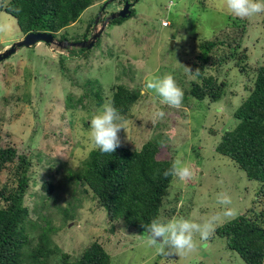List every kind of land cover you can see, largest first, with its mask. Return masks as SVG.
<instances>
[{
	"label": "rangeland",
	"instance_id": "1",
	"mask_svg": "<svg viewBox=\"0 0 264 264\" xmlns=\"http://www.w3.org/2000/svg\"><path fill=\"white\" fill-rule=\"evenodd\" d=\"M9 1L0 0V21L9 25L0 32V51L25 37L14 17L1 10V3ZM106 1L94 4L77 23L59 33L57 40L62 46L41 43L23 47L0 63V145L12 143L29 155L32 181L26 205L34 219L50 216L59 229L54 241L64 251L77 257L87 245L99 240L113 264H161L158 246H149L146 235L139 236L122 222L109 224L106 213L95 206L90 195L67 192L65 171L81 168L94 149L90 120L102 107L86 82L98 80L102 84L104 103L109 102L113 85L141 90L140 101L125 120V130L118 133L121 142L139 150L150 140H162L160 157L179 159L193 173L185 181L175 178L166 210L172 212L171 218L183 217L198 224L233 210L234 215L223 218L216 231L252 207L258 211L263 207L254 203L260 183L249 180L233 161L215 151L222 133L237 125L234 112L246 97L248 80L234 64L212 72L219 80L227 79L229 86L221 102L208 105V101L200 103L185 96L195 80L185 67L192 62L199 40L220 36L224 31L233 34L234 28L242 25L247 31L241 45L248 50L250 67L255 70L263 66L264 13L239 18L227 10L224 0H139L132 18L121 25L107 26L99 43L80 53L70 44L81 42V35ZM118 7V2L111 3L107 13H116ZM163 21L170 25L164 27ZM169 73L184 93L180 108L161 103L160 95L147 87L150 81ZM68 97L75 102L82 97V103L69 106ZM159 111L165 113L163 118L156 115ZM11 178L6 171L0 173V186ZM46 181L54 183L51 195L43 189ZM221 192L231 197L230 205L218 203ZM258 200L264 202V197ZM71 206L74 220L67 225L64 210ZM162 217L168 219L166 213ZM215 231L207 240L194 233L195 250L173 255L165 264H244Z\"/></svg>",
	"mask_w": 264,
	"mask_h": 264
},
{
	"label": "trees",
	"instance_id": "2",
	"mask_svg": "<svg viewBox=\"0 0 264 264\" xmlns=\"http://www.w3.org/2000/svg\"><path fill=\"white\" fill-rule=\"evenodd\" d=\"M99 1L10 0L1 3V10L14 17L24 36L46 32L58 38L61 31L77 23L82 14ZM132 17L133 10L129 18ZM127 19L119 18L109 25H121ZM92 24L93 20L80 41L89 39ZM246 31V25H242L234 28L233 34L224 31L220 36L199 40L188 68L193 74L197 69L201 72L190 82L185 96L200 103L208 101V105L221 102L227 94L228 80H219L212 72H220L230 64L248 80L246 97L234 112L237 125L222 133L215 151L233 161L249 180L260 183L254 203H261L263 207L260 211L252 207L248 213L216 229L215 234L226 241L227 249L237 253L244 264H264V202L258 200L264 197V65L255 70L250 67L248 50L241 45ZM60 60L63 66V59ZM85 86L101 107L106 101L102 84L90 80ZM109 90V101L127 120L142 97L141 90L124 85H113ZM67 101L69 106H74V103H82V97L76 102L68 97ZM162 148V140H150L139 150L121 142L114 153H103L95 146L81 168L65 171L67 192L73 196L79 192L90 195L95 206L106 213L109 224L125 223L136 234L144 236L153 218L162 217L164 213L171 218L172 212L167 211L166 206L176 177L164 175L173 160L160 157ZM31 167L28 154L20 152L12 143L0 145V173L6 171L12 177L9 183L0 186V264H113L111 255L99 240L87 245L76 257L54 241L53 236L59 229L52 224L49 215L33 218L26 205L32 181ZM53 184L51 181L43 183V189L50 195ZM42 203L47 209V204ZM71 208L74 207L64 210L67 225L74 220Z\"/></svg>",
	"mask_w": 264,
	"mask_h": 264
},
{
	"label": "clouds",
	"instance_id": "3",
	"mask_svg": "<svg viewBox=\"0 0 264 264\" xmlns=\"http://www.w3.org/2000/svg\"><path fill=\"white\" fill-rule=\"evenodd\" d=\"M224 3L227 10L239 18H247L264 13V0H224ZM8 27L9 25L6 22L0 21V32L6 31ZM7 48L9 49L10 45L4 47L0 53ZM185 71L191 74L192 79L199 76L201 72L197 69L193 74L188 67H185ZM147 87L155 90L160 95L162 98L161 103L174 108L181 107L184 93L177 85L172 74H165L150 81ZM156 115L159 118H163L165 113L159 111ZM125 124L124 117L120 115L113 103L111 101L106 102L90 120V139L101 152L114 153L121 146V139L118 133L122 129L125 130ZM164 175L166 177L172 175L178 177L181 181H185L190 179L193 173L189 166L182 164L181 160L176 159L173 161L172 167ZM217 200L222 205L231 204V197L226 192L219 193ZM233 215L234 211L229 209L223 212L222 215H212L199 224L183 217H172L165 220L158 215L145 228L146 243L149 246H158V250L163 257L161 264H165V261L169 260L168 258L173 255H186L195 250L194 233H199L202 240H207L223 218H230ZM165 249H168V251L166 252Z\"/></svg>",
	"mask_w": 264,
	"mask_h": 264
},
{
	"label": "water",
	"instance_id": "4",
	"mask_svg": "<svg viewBox=\"0 0 264 264\" xmlns=\"http://www.w3.org/2000/svg\"><path fill=\"white\" fill-rule=\"evenodd\" d=\"M117 1H119V0H108V1H106L102 7V11H104L106 9V7L108 5H110L111 3H114ZM124 1H125L124 7L120 11H118V12L112 14L111 16H109L108 18H106V20L103 22V24L101 26V29L98 31L96 28L94 33L92 34V36L88 40L81 41L78 43H73L70 45L77 47L79 49H83L85 51L91 50L95 46V44L98 42V40L102 36V33L104 32L105 28L107 26H109L111 21H114V20L119 19V18L127 19L130 16H132V9L137 4L138 0H136L134 3H131L129 0H124ZM99 18H100V16L97 18V20L95 22L96 25L98 23ZM41 43H44V44L50 45V46H52V45L62 46V42H58L57 38L52 33L32 32V33L25 35L24 38L13 43L9 49L7 48L6 50L2 51V53H0V63L7 60L8 58H10L20 48H23V47L31 48V47H34V46L39 45Z\"/></svg>",
	"mask_w": 264,
	"mask_h": 264
},
{
	"label": "flooded vegetation",
	"instance_id": "5",
	"mask_svg": "<svg viewBox=\"0 0 264 264\" xmlns=\"http://www.w3.org/2000/svg\"><path fill=\"white\" fill-rule=\"evenodd\" d=\"M131 3H134L136 0H129ZM118 2V1H117ZM117 2H115V3H117ZM119 2L121 3L120 5H119V7H118V10L116 11V12H118V11H120L123 7H124V0H119ZM103 5L104 4H102L101 6H100V9H99V11L97 12V15H96V17L94 18V20H93V24L91 25V30H92V34L94 33V31H95V29L97 28V30H98V26L99 25H102L103 24V22L106 20V18H108L109 16H111L112 14H114L115 12H113L112 14H109V13H107V9H108V6L106 7V9L104 10V11H102V7H103ZM134 9V8H133ZM132 9V10H133ZM100 16V18H99V20H98V23H97V25H96V20H97V18ZM92 34H91V36H92ZM90 36V37H91ZM89 37V38H90ZM88 40V39H87ZM75 43V42H74Z\"/></svg>",
	"mask_w": 264,
	"mask_h": 264
},
{
	"label": "built area",
	"instance_id": "6",
	"mask_svg": "<svg viewBox=\"0 0 264 264\" xmlns=\"http://www.w3.org/2000/svg\"><path fill=\"white\" fill-rule=\"evenodd\" d=\"M170 24H169V22L168 21H163V26L164 27H168Z\"/></svg>",
	"mask_w": 264,
	"mask_h": 264
},
{
	"label": "crops",
	"instance_id": "7",
	"mask_svg": "<svg viewBox=\"0 0 264 264\" xmlns=\"http://www.w3.org/2000/svg\"><path fill=\"white\" fill-rule=\"evenodd\" d=\"M7 46H8V44L5 47H7Z\"/></svg>",
	"mask_w": 264,
	"mask_h": 264
}]
</instances>
